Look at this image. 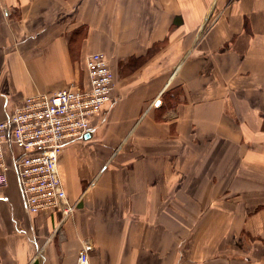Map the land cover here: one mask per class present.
<instances>
[{
  "label": "crops",
  "instance_id": "crops-1",
  "mask_svg": "<svg viewBox=\"0 0 264 264\" xmlns=\"http://www.w3.org/2000/svg\"><path fill=\"white\" fill-rule=\"evenodd\" d=\"M92 52L115 85L59 158L76 208L28 213L10 172L0 264H264V0H0V118Z\"/></svg>",
  "mask_w": 264,
  "mask_h": 264
},
{
  "label": "built area",
  "instance_id": "built-area-1",
  "mask_svg": "<svg viewBox=\"0 0 264 264\" xmlns=\"http://www.w3.org/2000/svg\"><path fill=\"white\" fill-rule=\"evenodd\" d=\"M88 82L50 94L24 97L0 118V185L14 172L28 213L61 210L69 216L76 204L68 199L59 171L65 146L93 131V118L112 102L115 73L103 52L86 58ZM91 242H84L76 264H90ZM41 254V252H38Z\"/></svg>",
  "mask_w": 264,
  "mask_h": 264
}]
</instances>
